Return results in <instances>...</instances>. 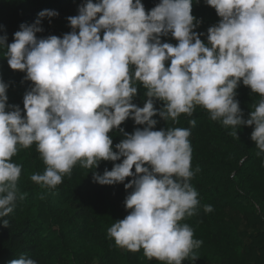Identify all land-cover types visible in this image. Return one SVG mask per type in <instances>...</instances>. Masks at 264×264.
<instances>
[{
	"label": "clouds",
	"instance_id": "1",
	"mask_svg": "<svg viewBox=\"0 0 264 264\" xmlns=\"http://www.w3.org/2000/svg\"><path fill=\"white\" fill-rule=\"evenodd\" d=\"M205 2L221 18L208 29L207 45L194 31L200 21L191 14L193 0H161L147 12L141 0H86L77 16L68 17L72 31L62 38L37 39L41 21L59 15L53 10L20 25L5 55L10 68L26 72L34 86L24 95L22 115L18 105L7 104L8 85L0 81V218L15 207L22 169L12 158L21 147L37 145L47 167L31 180L50 189L78 162L96 169L101 161L123 158L102 175L92 171L93 182L102 186L132 178L124 184L133 189L124 201L129 214L113 223L108 236L162 264L196 259L194 250L203 241L181 223L200 205L190 183L200 171L191 168L189 137L196 121L189 120L187 129L157 131L153 117L178 122L200 106L213 121L234 129L237 139L235 129L254 126L251 139L257 155L264 153V0ZM169 34L177 45L161 42ZM7 39L0 36V48ZM241 81L262 98L247 120L235 99ZM137 84L146 90L142 108L133 103ZM157 100L163 103L159 111ZM129 118L144 127L125 133L114 152L109 133H123L120 126ZM204 211L213 207L204 205ZM9 264L37 262L21 256Z\"/></svg>",
	"mask_w": 264,
	"mask_h": 264
},
{
	"label": "trees",
	"instance_id": "2",
	"mask_svg": "<svg viewBox=\"0 0 264 264\" xmlns=\"http://www.w3.org/2000/svg\"><path fill=\"white\" fill-rule=\"evenodd\" d=\"M96 0H93L95 3ZM146 12L161 0H141ZM86 0H0V36L7 35L5 48H0V81L8 85V105H18L22 115L23 98L34 85L25 79L26 72L14 71L7 63V44L14 40V33L21 24L32 25L44 10L56 11L59 15L41 21L42 32L37 39L55 35L62 38L72 31L68 17L77 16ZM199 26L194 29L206 45L208 29L219 23L216 10L205 0H193L192 13ZM195 23V21H194ZM78 32V29H77ZM162 43L178 44L171 34L160 37ZM170 61L166 62V67ZM138 92L133 103L143 107L147 100L146 90L137 84ZM235 99L247 120L252 110L262 99L240 82ZM159 111L161 101H155ZM7 110V108H6ZM154 130L189 128V120H195L189 137L192 146L191 168L195 172L190 183L198 192L200 205L197 214L186 217L182 224L189 225L194 239L203 241L182 264H264V153L251 139L254 126L235 129L238 139L231 135V127L213 121L203 107L197 106L192 116L181 114L178 122L165 121L159 116ZM131 118L113 129L109 136L115 145L132 134L137 128ZM123 159V158H122ZM101 161L99 166L85 168L79 162L70 175H65L55 189L39 185L31 180L33 174H43L46 165L37 145L19 148L12 162L21 166L17 182L18 196L13 212L0 218V264H9L13 259L26 256L37 264H162L149 259L141 249L131 252L115 244L108 236L114 222L124 219L129 211L126 197L133 189L126 190L124 183L99 185L92 180V171L103 174L112 170L114 163ZM135 168H133V173ZM23 196V199H20ZM204 205L213 211L206 213ZM8 220L7 226L3 220ZM6 227V228H5Z\"/></svg>",
	"mask_w": 264,
	"mask_h": 264
}]
</instances>
